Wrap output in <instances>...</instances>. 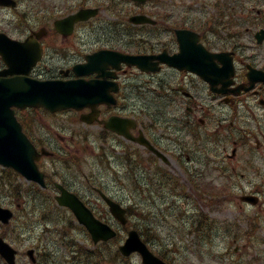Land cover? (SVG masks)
Here are the masks:
<instances>
[{"label":"flooded vegetation","instance_id":"flooded-vegetation-1","mask_svg":"<svg viewBox=\"0 0 264 264\" xmlns=\"http://www.w3.org/2000/svg\"><path fill=\"white\" fill-rule=\"evenodd\" d=\"M4 1L15 5L0 3V32L39 45L42 58L33 76L76 78L74 67L101 50L150 56L148 71L126 63L104 68L95 58L108 85L118 87L115 102L100 104L93 123L69 128L95 134V189L118 198L133 192L135 181L149 187L151 181L164 184L171 173L186 181L217 175L225 182V214L209 231L224 244L225 264H264V0H177L192 13L181 10L175 20L162 16L141 25L129 21V0ZM83 7L100 13L72 29L58 23ZM180 29L196 32V45L223 53L207 57L203 75L167 61L181 50ZM231 61L232 76L226 69ZM90 112L86 107L79 115ZM111 118L123 133L107 126ZM58 180L81 190L73 176Z\"/></svg>","mask_w":264,"mask_h":264},{"label":"rangeland","instance_id":"rangeland-1","mask_svg":"<svg viewBox=\"0 0 264 264\" xmlns=\"http://www.w3.org/2000/svg\"><path fill=\"white\" fill-rule=\"evenodd\" d=\"M91 4H99L102 0H88ZM166 4L164 7L166 12L171 15L172 19H175V16H178L180 13V6L177 7L175 4V0H163ZM159 4V0L155 2L147 4V11L154 9L153 5ZM103 7H106V4L103 3ZM144 8V6H141ZM163 7V6H161ZM139 7L134 5V11L137 10ZM182 10V9H181ZM33 118L32 128L36 130L35 135L41 136L44 135L48 138L50 146L53 150L57 147H63L66 143L70 144L69 152L77 153L81 148V151L78 152V158L80 159L79 164L77 165V161H73V164L76 165L75 167L72 166L71 169L66 168V165L56 163L58 159H50L47 160L48 163L50 162L51 168L55 167L60 169H68L73 175H80L79 169L82 172H85L92 169L94 165V148L91 147V141L83 144L81 142V136L75 135L72 137V133L70 129H64L63 126L69 124V119L67 115L62 116H51L49 114H44L43 112H30L28 113ZM59 128H62L61 131H58ZM55 133V135H54ZM59 133V135H58ZM63 137H62V136ZM65 138V139H64ZM70 139V140H69ZM54 161V162H53ZM51 171V170H49ZM7 179L5 181V185L2 186L0 189V203L6 206L13 205V209H15L17 201L22 203L21 211H19L20 218L14 220L15 225L20 223V229H23L22 238L24 242H19L17 238H15L12 234H9L10 240L16 246L19 245L20 250L22 251L19 256L20 264H32L29 257L26 255L27 248H30V245L36 244V246H40V248L45 249L46 251L50 252V262L51 264H92L89 259H85L82 255L80 261L75 262L74 259L71 257V253L69 252L70 246H64L63 239L59 237L60 233H62L63 229L65 228L68 232V240L69 242H75V245H79V248L86 247V249L94 250L93 244L90 242L91 239L85 231L78 227V222L71 217V215L67 214L63 209L59 208H52V206L47 207L45 204V200L42 199L38 201H32V193L29 187L24 186L21 188V196L16 197L15 194H12L9 189V185L11 184L9 179H14L15 176L13 175H4ZM20 181V180H19ZM17 181V182H19ZM222 182H214V185L217 186ZM29 190V191H27ZM193 201H195V198ZM128 199H131L134 202L133 209H131L129 218V223L124 227H121L119 224H116L117 228H120V232L123 234L122 242L125 237L127 236V232L131 228H138L144 233L146 231L151 246L158 252L161 251L170 259L174 264H210V252L212 250H217L220 248L215 247H208L206 243L196 241V237L190 231L192 225L196 222L197 215H195L194 207L191 204L190 199H186L184 197H170V200H175L176 203L171 206L168 211H164V213L160 214V208L162 206L159 203L162 201L159 197H156L157 207L155 206V202L145 196L138 195L133 198H125L126 202H129ZM92 201L94 204L102 203V201L96 198V195H93ZM206 201V200H205ZM182 202L187 203L188 210L181 211V204ZM42 204V205H41ZM171 205V203L169 204ZM198 206V204H197ZM33 208H36V211H33ZM47 208L49 210H47ZM37 210H39L37 212ZM47 210V211H46ZM46 211L45 213H43ZM199 210H197L198 212ZM65 214V217L61 219L66 225H63L62 222H57L53 224L51 222H45L46 217L47 219H54L56 217V213ZM101 216L112 219L110 212H108L107 208H105L102 204V210L100 211ZM147 214L149 215L148 218V225H142L141 220H143L142 215ZM181 214V216L178 215ZM185 213V217L184 216ZM47 215V216H46ZM46 216V217H44ZM144 216V215H143ZM44 217V218H43ZM69 217L72 219L74 225L69 224ZM25 220L23 224L21 222ZM29 223H27V222ZM12 223V225H14ZM31 224V226H30ZM78 224V225H77ZM29 225V227H28ZM68 225V226H67ZM2 230V228H0ZM72 238L74 239L73 241ZM9 239V238H8ZM17 243V244H16ZM43 246V247H42ZM100 247L103 254L105 255L106 252V259H104L100 264H142L141 257L135 253L131 257L126 258L125 261L119 260L115 262L116 257L114 255L115 250L118 247L113 241L108 242L105 248L98 245ZM71 256V257H70ZM81 256V255H80ZM112 258V259H111ZM1 262V261H0ZM46 262V261H45ZM3 264V263H0Z\"/></svg>","mask_w":264,"mask_h":264},{"label":"water","instance_id":"water-1","mask_svg":"<svg viewBox=\"0 0 264 264\" xmlns=\"http://www.w3.org/2000/svg\"><path fill=\"white\" fill-rule=\"evenodd\" d=\"M135 22H147L151 19L145 15H135L132 18ZM4 58L14 57L10 53L2 52ZM178 61L185 66L201 67L198 59L199 52L183 51L178 55ZM133 62L140 63L141 57H131ZM9 69L0 72L3 75L19 72L15 62L8 60ZM99 89L97 85L85 83L79 80L61 81L46 80L40 81L26 76L0 77V164L12 167L23 174L28 180H33L45 186L44 173L37 166L36 161L40 154L23 133L22 126L15 115V107L24 108L31 106H44L51 110L66 108L69 106L82 107L86 103H95ZM61 195L57 196L60 204L69 206L80 223L92 233L95 241L108 239L116 235V231L109 225L98 220L92 211L73 193L62 186ZM111 204L113 213L126 222L125 209L114 201L108 200ZM12 211L0 206V219L9 222ZM125 255L132 251H140L143 256L144 264H166L156 257L148 249L147 245L141 240L137 231L129 232V238L125 245L120 247ZM0 252L9 261L15 262V250L0 238ZM32 254V251H30Z\"/></svg>","mask_w":264,"mask_h":264},{"label":"trees","instance_id":"trees-1","mask_svg":"<svg viewBox=\"0 0 264 264\" xmlns=\"http://www.w3.org/2000/svg\"><path fill=\"white\" fill-rule=\"evenodd\" d=\"M7 171V173L8 174H14V175H16V176H18V174L14 171V170H12V169H7L6 170ZM18 190H19V188H20V184H17V185H14ZM46 203H48V205L50 204V205H52L53 203H52V199H50V201L48 200V201H46ZM49 205V206H50ZM54 205V204H53Z\"/></svg>","mask_w":264,"mask_h":264}]
</instances>
